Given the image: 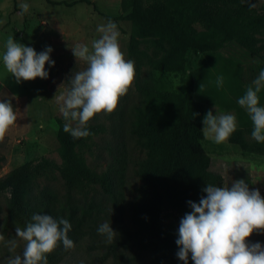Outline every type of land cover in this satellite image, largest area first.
Masks as SVG:
<instances>
[{
	"label": "rangeland",
	"instance_id": "1",
	"mask_svg": "<svg viewBox=\"0 0 264 264\" xmlns=\"http://www.w3.org/2000/svg\"><path fill=\"white\" fill-rule=\"evenodd\" d=\"M49 3H48V2ZM73 0H0V102L10 101L17 119L0 141V177L10 169L28 161L46 158L59 163L58 144L55 137V118L62 116L57 97L71 89V78L86 69L85 61L73 55L72 48L83 44L91 48V43L100 38L98 26L105 25L103 16L125 15L131 9H139L147 19L152 14L147 9L149 0H88L94 7L85 4L73 6L56 5ZM29 4L27 13L21 14L20 4ZM252 7L256 15H264V0H255ZM182 13V5L175 8V14ZM120 32L118 42L125 60L130 54L141 59L139 74L127 93L119 98L117 107L111 112L95 114L87 123L100 124L104 132L93 138L90 151L84 154L89 167L103 170L117 158V171L124 172V199L132 198L139 182L134 176V168L143 152L139 150L130 129L136 121L151 127L164 123L167 116L169 99L179 92L186 77L194 71L203 70L205 85L197 91L195 99L204 106V115L232 114L236 117L237 128L226 142L216 144L203 137V119L196 137L206 157L207 167L202 177L194 178L189 184V195L206 197L203 191L208 184L217 187H231L237 180H244L249 190H259L264 198V143H257L251 136L254 125L244 108L237 101L247 88L264 70V31L256 36L258 54L249 56L235 44H227L215 53L192 56L190 65L183 71L171 68V45L168 41H158L143 35L128 21L117 24ZM12 36L15 42L32 47L38 54L50 47V60L46 62V79L37 77L31 81L16 82L4 67L2 55L5 43ZM133 38L132 46L129 39ZM218 76L224 77L223 87L216 86ZM259 105L264 107V88L258 93ZM68 123V122H66ZM72 127L77 122H71ZM239 135L245 144L241 148L232 141ZM39 194L52 200H60L63 189L60 182L39 183L33 193L32 202ZM6 195L0 194V264H8V259L22 255L25 241L15 235L16 226L8 222L3 226ZM176 215H163L162 228L177 227ZM17 240V248L9 251L8 241ZM86 239H81L68 254L56 264H111L110 260L99 262L100 251L88 252L84 249ZM249 244L259 242L264 246V231L253 232L247 239ZM140 259L149 261V256L139 254Z\"/></svg>",
	"mask_w": 264,
	"mask_h": 264
},
{
	"label": "trees",
	"instance_id": "2",
	"mask_svg": "<svg viewBox=\"0 0 264 264\" xmlns=\"http://www.w3.org/2000/svg\"><path fill=\"white\" fill-rule=\"evenodd\" d=\"M255 0H149L147 9L158 14L145 18L133 8L125 15L103 16L116 24L128 21L143 35L171 45V68L183 71L190 65L192 56L212 54L227 44H235L254 57L258 54L256 36L264 31V15H256L252 5ZM48 2V1H47ZM49 3V2H48ZM90 5L88 0L60 2L56 5ZM182 5V13L175 8ZM133 38L129 39L132 46ZM135 74H139L141 59L130 54ZM203 70L194 71L185 79L178 93L169 99L168 111L162 125L151 127L136 121L130 129L136 147L143 152L134 168L139 184L132 198L124 199L123 168L114 169L121 162L117 158L103 170L89 167L84 154L90 151L93 138L104 132L97 123H87L91 135L73 138L63 130V116L55 118V137L58 144L59 163L46 158L24 162L0 177V194L6 195L3 226L12 222L26 228L35 214L64 218L71 224L68 238L74 246L86 239L84 249L100 251L99 262L111 264H184L177 253L180 220L192 211L189 201L199 203L197 196L189 195L194 178H201L207 167L203 149L196 132L201 127L204 106L195 99L196 92L205 85ZM200 85L202 87L200 88ZM232 141L241 148L245 144L239 135ZM59 181L63 194L60 200L39 194L32 202L39 183ZM176 215L177 227L162 228L163 215ZM104 222L116 236L109 243L98 233ZM26 243V242H25ZM72 249V248H71ZM62 242L46 254L47 264L60 262L71 250ZM149 256V261L139 254ZM188 264H194L189 253Z\"/></svg>",
	"mask_w": 264,
	"mask_h": 264
},
{
	"label": "clouds",
	"instance_id": "3",
	"mask_svg": "<svg viewBox=\"0 0 264 264\" xmlns=\"http://www.w3.org/2000/svg\"><path fill=\"white\" fill-rule=\"evenodd\" d=\"M254 7V5H252ZM21 14L27 13L29 4H20ZM99 39L87 45L77 44L73 55L86 62L87 67L71 78V89L57 97L59 109L65 121L63 130L73 138L91 135L87 122L101 112L111 113L119 98L125 95L135 78L134 61L125 60L118 38L120 32L112 20L100 25ZM50 47L39 54L32 48L15 42L8 37L2 61L5 69L15 77L16 82L31 81L37 77L46 79V62L50 60ZM216 86L223 87L224 77L218 76ZM202 85H200V88ZM264 88V70L253 80L245 94L237 101L249 115L254 129L252 138L264 143V107L259 105L258 93ZM200 90V89H199ZM17 116L10 101L0 102V141L14 124ZM71 122H77L75 128ZM202 133L206 140L216 144L226 142L236 131V117L232 114L213 115L207 112L203 119ZM206 197L199 203L189 201L192 209L180 220L176 244L178 258L188 264L189 253L194 264H264V246L259 242L249 244L247 239L253 232L264 231V198L259 190H249L244 180H237L231 187H217L208 184L203 189ZM26 228H15V235L25 241L22 255L8 259V264H47L46 254L51 253L58 243L65 250L74 247L68 238L71 224L67 219H53L50 215L35 214ZM104 222L97 231L113 242L116 232ZM5 238L0 234V241ZM9 251L17 248V240L7 242Z\"/></svg>",
	"mask_w": 264,
	"mask_h": 264
}]
</instances>
